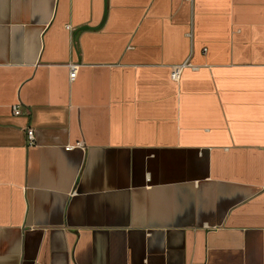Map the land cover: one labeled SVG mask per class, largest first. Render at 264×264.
Segmentation results:
<instances>
[{
  "label": "crops",
  "instance_id": "obj_1",
  "mask_svg": "<svg viewBox=\"0 0 264 264\" xmlns=\"http://www.w3.org/2000/svg\"><path fill=\"white\" fill-rule=\"evenodd\" d=\"M0 264H264V0H0Z\"/></svg>",
  "mask_w": 264,
  "mask_h": 264
},
{
  "label": "built area",
  "instance_id": "obj_2",
  "mask_svg": "<svg viewBox=\"0 0 264 264\" xmlns=\"http://www.w3.org/2000/svg\"><path fill=\"white\" fill-rule=\"evenodd\" d=\"M188 67L195 69V70L197 69V67L192 66L190 63H185L181 66H177V67L173 68V70L171 72V78L174 81L178 82L180 79L182 71ZM78 68H79L78 66H71V74H70V80L71 81H73L76 78ZM14 114H15V116H19L22 114L19 106L14 107ZM27 143L29 146H33L35 144V132L31 128H29L27 130ZM79 145H81V144H79ZM73 148H74V146H68L66 148V150L69 151V150H72Z\"/></svg>",
  "mask_w": 264,
  "mask_h": 264
}]
</instances>
